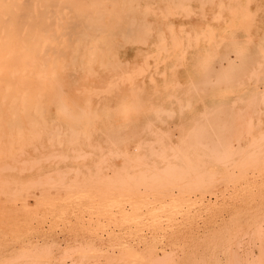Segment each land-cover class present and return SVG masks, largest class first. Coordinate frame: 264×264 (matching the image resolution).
<instances>
[{"label":"rangeland","instance_id":"1","mask_svg":"<svg viewBox=\"0 0 264 264\" xmlns=\"http://www.w3.org/2000/svg\"><path fill=\"white\" fill-rule=\"evenodd\" d=\"M4 1L7 0H2V3ZM10 2L12 3V5H14V7L12 6L13 9H17V5L20 6L22 0H9L10 8H12ZM7 3L8 2H4L3 5L1 4V6H3L2 8H8L9 4ZM19 8L20 7H18V9ZM175 23H177L178 25L179 21L176 19ZM231 106L233 107L231 108ZM251 106H253L252 109L247 108ZM241 108L242 111H240ZM257 109L260 110L257 111ZM169 110L173 112L170 115L169 112L166 113V111ZM129 111L130 112L127 115L121 116L119 118L120 121L122 120L124 122L126 129L129 133L128 151L126 156L124 157L127 170L117 172L119 173L117 174L119 176L120 174L128 172V181L122 182L119 180L120 177L118 176V191L114 190L116 195L113 194V189H111L112 184H110V179L114 177L115 173H113L112 169H108L109 167L107 165L109 161L105 165L101 164L102 155L99 154L98 150V144L101 143V140L99 133H96L94 131L95 128L101 129L103 127L100 122H95L94 126L93 123H89V121L85 120L75 123H69L67 121L61 122L55 119L53 120L51 115L50 118L46 121L41 120L34 121L32 123L28 120L20 121L17 123H10L8 120L0 121V168L2 167V169L0 170V264H149V258H153V260L151 261V263L153 264L158 261L159 263L157 264H193L202 263V261L204 262L205 260H203V258H205V255H207V253L211 251H216L220 253V256L218 257L219 259H221V261H219L220 264H230V261L228 262L227 255H235V253L233 252H235L234 249L236 248L237 249L235 257H239L237 258V260H242L241 262L239 260L241 264H246V262L249 264H258L260 262V258L262 256H260L261 252L263 253L264 257V135H261L264 133V106L244 104L214 105L196 103L193 104L191 107L185 108L183 107V105L159 107V105L155 104H146L144 106L130 107ZM144 111L146 112V114H142ZM238 113H240L241 115ZM246 113L247 115H245ZM243 115L244 117H242ZM236 116L238 117V119ZM203 120H206L207 122H204ZM238 120L240 123L238 122ZM260 120H262V123ZM248 121L250 125L248 124ZM6 122L8 123V125ZM133 122L135 123V125L133 124ZM193 122L194 124H198V126L202 128V131L199 127L194 125ZM105 124L109 127L113 126L112 121L110 119H107ZM75 125L80 130L79 133L77 131V133L74 134L72 133L70 126ZM259 125H261V127ZM134 126L136 128H139L143 132L142 139L144 142L142 144V149L140 150V153L145 154V160H142L137 157L134 158L133 156L136 144L133 140H131V130ZM83 127H91L92 135L90 137L83 132ZM152 131H154V135ZM166 131L168 132V134ZM239 131L240 133H238ZM248 132L250 135L248 134ZM196 133L199 137L196 136ZM77 134H79V136H77ZM201 134L202 138L205 139H203L204 141L199 140V138L202 139ZM237 135L238 137H236ZM255 135L257 139L255 138ZM208 138L209 142L207 140ZM261 138L262 140H260ZM158 140H160V142ZM257 140L258 144L256 142ZM157 141L159 144L157 143ZM198 141L202 143L204 142L203 144L205 145H201L202 143ZM205 141L207 142V144L205 143ZM225 141L228 144H226ZM155 143H157V145ZM213 143L214 145H212ZM208 144H211L210 146L213 147H220L221 145L222 146L221 149L217 148V152H215L216 147L211 148ZM158 146L159 149H157ZM236 146L237 148H235ZM162 147L165 151L161 149ZM169 148L171 149V152H169ZM209 148L212 150L210 151ZM253 148L256 149L253 151ZM150 150H157V153L160 154L163 151L164 154H167L166 156H169L168 158L170 161L180 163L178 168L174 167L173 169H170L174 170L173 172H171V174L173 173L172 175L174 176H170L171 174H169L168 176L170 178L167 177L163 180V182L159 181L160 178H164L165 174L161 170L168 166H166V164H163V162L159 160L161 159L160 157L162 154H159L160 156H158L156 151H154L153 153V151ZM177 150L179 153H177ZM257 151H260V153L262 152L263 154L261 153V155L263 157L259 156L260 153ZM180 152L182 155L180 154ZM222 152L225 154H223ZM251 152L254 154L257 152L255 157H253L254 155ZM220 153H222L223 157L227 153L233 154L232 156L230 155V157L225 156V158H222L221 155L219 156ZM206 154H208L209 156H205ZM173 155H175V157ZM177 155L178 158L176 160H173L176 158ZM192 155L196 157L198 164H189V159H192V157H194ZM248 155H250V158H248ZM64 156L65 158H63ZM257 156L259 157L256 158ZM55 157L57 158L56 160H54ZM251 158L253 160H251ZM215 159H217L218 161ZM220 159L221 161H223L219 162ZM135 160H137L138 162ZM241 160L244 161L243 164ZM154 161L157 163V165L155 166L152 164ZM202 161L206 163L205 165L202 163L203 166L200 163ZM229 161L230 164L228 163ZM233 161L236 165L238 163L239 165L235 167L234 164L232 165ZM247 161L250 167L246 165L245 168L244 163H247ZM142 162H145L146 165L144 163L143 165ZM188 164L192 167H190ZM6 165L8 168H6ZM3 166L6 170H3ZM186 166H189L190 168L187 167V170ZM226 166H228V168L230 166V168L228 169ZM103 167H107V170H102ZM181 167L183 168V170L181 169ZM179 168L183 171V173H181L182 178L186 179L184 181L183 179H181L182 182L181 180L178 181L176 179L175 174L177 172L174 173L175 169L177 171V169ZM193 168H196L194 170L198 172L193 173ZM233 168L235 169V171L233 170ZM64 171H66L67 173H64ZM110 172H112L113 174L111 175ZM160 172L163 174H161ZM201 172L209 173H205L203 174L205 176H203ZM232 172L234 174L237 173V176L233 175ZM107 173L109 176L107 175ZM210 173L213 177L207 176L210 175ZM140 174L143 176H141ZM213 174H215V177ZM99 175L100 179L98 177ZM138 175H140L141 178L138 179ZM198 175H202L201 178H203L201 180V184L199 182H196L198 183V185H202L201 187H199V189L195 188V186L197 185L195 183V178L198 179ZM130 177L133 180L130 179ZM155 177L157 179H155ZM192 177L194 179L189 180V178L192 179ZM216 177L218 178V181H216ZM142 178H144V180ZM6 180L8 181V184L4 185L7 183H3ZM145 180L147 183L145 182ZM150 180L152 181L150 182ZM37 181H39V183H37ZM104 181H106V184H104ZM156 182H160L162 187L161 189H159V183L154 185ZM184 182L187 183L184 184ZM192 182L194 185L192 184ZM206 182L208 184H205ZM128 183L131 184L132 187ZM134 183L136 184V186ZM163 183L165 184V187ZM143 184L153 185L151 188V186H144ZM123 185H125L126 187ZM169 186L174 187V198L167 196V188H169ZM140 187H145V190ZM230 191H233L235 194L233 192H231V194ZM100 192L102 193L100 194ZM3 193H5L4 196ZM50 193L53 195H50ZM222 193L225 197H227L223 198ZM198 194L201 196H199ZM203 196L205 197L203 198ZM219 196H221L222 198ZM143 198L146 199L143 200ZM220 198L222 200H220ZM224 199L225 202L227 201L228 203H225ZM216 202L218 203V205ZM223 203L225 204L223 205ZM213 204H215V206H213ZM124 205H126V208ZM200 209L203 211H200ZM179 212H181L182 215H180ZM203 214H205L206 216H204ZM166 217L168 218L166 219ZM175 220L178 222H176ZM164 222L166 225L165 228L162 227L164 226ZM145 224L147 226H145ZM170 225L173 227L171 228ZM126 226L128 229L126 228ZM132 227L135 228L132 229ZM149 228H151V230H149ZM228 230H230L231 232ZM200 232L202 233L199 234ZM252 233L254 236H252ZM247 234H251V237ZM238 235L240 238L238 237ZM245 235H247L248 237L246 238ZM102 236L105 238H103ZM225 236L227 237V239L225 238ZM122 237H124V240H126L127 242L124 241ZM241 238L242 240H239ZM134 240H136V242ZM243 240L244 245L245 242L246 244L248 243V245L251 242L252 244L250 243V246H252H243ZM201 241L202 243H198ZM237 242H239L238 245ZM240 243L241 247L239 245ZM102 244H105V246H102ZM112 244H114V246ZM261 247L263 248V250ZM224 249L225 252H223V255L225 257L222 255V251H224ZM176 250L179 251L177 252ZM30 251L32 252V257ZM121 251H124V253H122ZM136 251L138 254L136 253ZM241 251L244 252L241 253ZM174 252L175 254L172 255ZM251 252H253L255 255H251L250 257ZM161 253L163 254V256ZM237 253L239 255H237ZM243 254H245L246 259ZM146 256L148 257L146 258ZM174 257L175 260L173 261ZM61 258H64V260ZM18 259L22 261L20 262ZM159 259L162 261L160 262ZM247 259L249 260V262ZM257 259H259V262ZM199 260L201 262H199ZM255 261L257 262L255 263ZM261 262L264 263L263 259H261ZM212 263H215L214 259Z\"/></svg>","mask_w":264,"mask_h":264},{"label":"bare ground","instance_id":"2","mask_svg":"<svg viewBox=\"0 0 264 264\" xmlns=\"http://www.w3.org/2000/svg\"><path fill=\"white\" fill-rule=\"evenodd\" d=\"M4 2L5 3L8 2L7 4H9V0L4 1ZM3 3H2V0H0V6L1 4L3 5ZM12 6L14 7V5H12L11 3V7ZM2 7L3 6L0 7V121L8 120L10 123L11 122L17 123L20 121L28 120V121H31L32 123L34 121H41V120L46 121L47 119L50 118V115H51L53 120L55 119L61 122L67 121L69 123H75V122H80L82 120H85V121H89V123H93V126L95 122H100L103 125V127L101 129L95 128L94 131L96 133H99L100 140H101V143L98 144L99 154L102 155L101 164L105 165L109 161L107 165L109 167L108 169H112L113 173H115L114 177L110 179L111 180L110 184H112L111 189H113V194H115L114 190L118 191L117 182H119L118 181L119 175L117 174L119 173L117 172L127 170L124 157L126 156L127 151H128V139H129L128 134L129 133L126 129L124 122L122 120L120 121L119 118L121 116L127 115L130 112L129 111L130 107L144 106L146 104H155V105H159V107L171 106V105H183V107L188 108L196 103H205V104H214V105L244 104V105H254V106L263 105L264 106V0H22V3H20V6L17 5V9H13V7L10 8V4H9V7L6 9ZM18 7L20 8L18 9ZM176 19L179 21L178 25L177 23H175ZM232 107L233 106H231V108ZM252 107L253 106L247 107V108L252 109ZM258 110L260 109H257V111ZM240 111H242V108ZM168 112H169V115L173 113L171 110L166 111V113ZM142 114H146V112L144 111ZM245 115H247V113ZM242 117H244V115ZM107 119H110L112 121V124H113L112 127H109L108 125L105 124ZM202 119H203V116H202ZM260 121L262 123V120ZM133 124L135 125L134 122ZM248 124H249V121H248ZM194 125L200 128L198 124H194ZM261 125L259 126L261 127ZM70 129L72 130V133L74 134L77 133V131L79 133V130H80L78 127H76V125L70 126ZM200 129L202 131V128ZM200 129H199V132H200ZM83 130H84L83 132L87 136L90 137L92 135L91 127L90 128L83 127ZM152 133L153 135L155 134L154 131H152ZM238 133H240V131ZM17 135H18V132H17ZM131 135H132L131 140H133L136 144V147L134 148L135 151L133 152L134 158L137 157L142 160H145V154L140 153V150L142 149V144L144 142L142 139V135H143L142 130L134 126L133 129L131 130ZM238 135L236 137H238ZM261 135H264V133ZM77 136H79V134H77ZM196 136H198V134ZM201 138H202V134H201ZM255 138H256V135H255ZM203 139L204 138L202 139L199 138V140L204 141L205 139L204 140ZM207 140L209 142V138ZM258 140L256 141L257 144H258ZM260 140H262V138ZM158 141L160 142V140ZM157 143L155 144L157 145ZM203 143L201 145H205ZM205 143L207 144L206 141ZM226 144L228 143L226 142ZM212 145H214V143ZM215 145H218V144H215ZM221 146L220 147L214 146L216 147L215 152H217V148L221 149ZM237 146L235 148H237ZM210 147L212 148L213 146H210ZM157 149H159V146ZM161 149L164 150L163 147ZM255 149L253 148V151ZM211 150L212 149H210V151ZM150 151H153V153L154 151H156L157 153V150H150ZM169 152H171L170 148H169ZM218 152H221V151H218ZM257 152L260 153V151H257ZM177 153H179L178 150H177ZM222 153L219 154V156L221 155L222 158H225V156L230 157V155L232 156L233 154V153H230V154L227 153L223 157ZM256 153L255 154L252 153L254 155L252 156L255 157ZM261 153L260 155L259 154L258 155L263 157ZM159 154L160 153H157L158 156L162 154L160 157L161 159L159 160H161L163 164H166V166H168V167L163 168V170L160 169L161 171H163V173H165L164 178L159 179V181L163 182V180L166 179L167 177L170 178L168 175L174 171L170 169L171 168L173 169L174 167L178 168L180 163L170 161L168 158L169 156H166L167 154H164L163 151L160 155ZM173 156L175 157V155ZM205 156H209V155L206 154ZM248 156L247 157L250 158V155ZM259 156H257L256 158H258ZM63 158H65V156ZM177 158H178V155L173 160H176ZM56 159L57 158L55 157L54 160ZM195 159H196L195 156L192 157V159L190 158L189 164L191 165L198 164L197 159L196 161ZM100 160H101V157H100ZM184 160H187V159H184ZM251 160L253 159L251 158ZM222 161L220 159L219 162H222ZM230 161L228 162L229 164H230ZM233 162H232V165L234 164L235 167L239 165L238 162H237L238 163L237 165L235 164V162L234 163ZM243 162L244 161H242V164ZM143 163L146 165L145 162H142V164ZM200 163L202 166L203 164L204 165L206 164L204 161ZM152 164L154 166L157 165L155 161ZM244 164H245V168H246V165L249 166L248 161L247 163L245 162ZM189 166H186V169ZM226 167L228 168V166ZM6 168H8L7 165H6ZM252 168H255V167H252ZM1 169L2 167L0 168V170ZM181 169L183 170L182 167ZM181 169L179 168L177 169V171L175 169V172H174V173L177 172L175 175L178 181L181 179H183V181L186 180L185 178H182L181 173H183V171ZM194 169L196 168H193V170ZM3 170H6L4 166H3ZM102 170L106 171L107 167H103ZM178 170H181V171H178ZM233 170L235 171L234 168ZM65 172L66 171H64V173ZM195 172H198V171L194 170L193 173ZM209 172H205V173L208 174ZM110 173L111 175L113 174L112 172ZM127 173L128 172H125L124 174H120L119 180L122 182L124 181L127 182L128 181ZM205 173L201 172L202 175ZM211 173L210 175H207V176L213 177ZM172 174L170 176H174ZM236 174L233 173V175H236ZM76 175H77V172H76ZM140 175H138L139 176L138 179L141 178ZM202 175H198L200 177V178L198 177V179L195 178L196 180L195 183L199 182L201 184L202 182L201 180L203 179L201 178ZM213 175L215 177V174ZM98 177L100 179V175ZM217 177H216V181H218ZM130 179L132 178L130 177ZM142 179L144 180V178ZM155 179L157 178L155 177ZM193 179H194L193 177L192 179L189 178V180H193ZM39 181H37V183H39ZM49 181H50V178H49ZM151 181L152 180H150V182ZM105 182L106 181H104V184H106ZM3 183H6L4 185H7L8 181L6 180ZM78 183H81V182H78ZM157 183H159L160 185L159 189H161L162 187H161L160 182H156L154 185H156ZM185 183L187 182H184V184ZM196 184L197 185L195 186V188L199 189V187L202 186V185H198V183ZM205 184H208V183L206 182ZM68 185H69V182H68ZM143 185L147 186L149 184L147 185L143 184ZM152 185L153 184L149 186H151L152 188ZM164 187H165V184H164ZM144 188L145 187H143L142 189L145 190ZM173 188L174 187H170V186L169 188H167V196L173 197V195L175 194ZM231 192L233 191H230V193ZM101 193L102 192H100V194ZM4 195L5 193H3V196ZM50 195H53V194L50 193ZM156 196H157V192H156ZM204 197L205 196H203V198ZM222 197L223 198L225 197L223 193H222ZM221 198L220 200H222ZM145 199L143 198V200ZM224 202H225V199H224ZM225 203H223V205ZM219 204H220V201H219ZM124 206L126 208V205ZM213 206H215V204H213ZM196 209H197V206H196ZM200 211H203V210L200 209ZM179 213L180 215H182L181 212ZM203 215L206 216L205 214ZM167 218L168 217H166V219ZM194 218H195V215H194ZM145 226L147 225L145 224ZM165 226L166 225L164 222V226L162 227L165 228ZM172 227L173 226H171V228ZM133 228L135 227H132V229ZM149 230H151V228H149ZM201 233L202 232H200L199 234ZM247 235H245L246 238L250 236L251 234L248 236ZM252 236H254L253 233H252ZM122 238L124 240V237ZM225 238L227 239L226 236ZM239 240H242V238ZM134 241L136 242V240ZM198 243H202V241ZM238 243L239 242H237V245ZM241 243L239 244L240 247H241ZM250 243L248 245V243L246 244L245 242V245L250 246ZM114 244L112 245L114 246ZM242 244L243 246H245L244 240ZM103 245L105 246V244H102V246ZM224 245H225V242H224ZM178 246H179V243H178ZM212 246H211V250H212ZM227 248H230V247H227ZM236 249H234L235 252L232 251L233 253H235V255H236ZM240 250H243V249H240ZM223 252H225V249L224 251H222V255H223ZM242 252L244 251H241V253ZM122 253H124V251ZM252 253L253 252H251L250 257L251 255L252 256L255 255L254 253L253 254ZM174 254L175 252L172 255ZM235 255L233 254L234 257L227 255L228 262L230 261V264H238L240 259L237 260V258L239 257L236 258ZM237 255L239 254L237 253ZM243 255L245 256V254ZM148 256H146V258ZM167 256H168V252H167ZM219 256H220L219 252L211 251V252H208L207 255H205V258H203V260H205L206 262L202 261V263H193V264H213L212 263L213 259L215 262L214 264H220L219 261H221V259L218 258ZM260 256H261L260 262H259V259H257L259 262L258 264H264L261 262V259H263L264 261L262 252ZM31 257H32V252H31ZM61 259L64 260V258H61ZM245 259H246V256H245ZM148 260H149L148 262L149 264H153L151 263L153 258H149ZM174 260H175V257L173 261ZM161 261L162 260H160V262ZM241 261L242 260H240V262ZM199 262L201 261L199 260ZM240 262L239 264H241ZM256 262L257 261H255V263ZM157 263H159V261L156 262L155 264ZM246 264H249V263L246 262Z\"/></svg>","mask_w":264,"mask_h":264}]
</instances>
